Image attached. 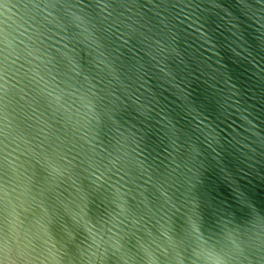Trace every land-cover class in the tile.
Listing matches in <instances>:
<instances>
[{"label": "water", "instance_id": "obj_1", "mask_svg": "<svg viewBox=\"0 0 264 264\" xmlns=\"http://www.w3.org/2000/svg\"><path fill=\"white\" fill-rule=\"evenodd\" d=\"M0 264H264V0H0Z\"/></svg>", "mask_w": 264, "mask_h": 264}]
</instances>
